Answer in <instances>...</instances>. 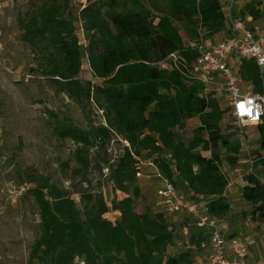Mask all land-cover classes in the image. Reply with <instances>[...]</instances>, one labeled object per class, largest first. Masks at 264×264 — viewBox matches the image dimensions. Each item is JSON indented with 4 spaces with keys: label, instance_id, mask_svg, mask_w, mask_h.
<instances>
[{
    "label": "trees",
    "instance_id": "1",
    "mask_svg": "<svg viewBox=\"0 0 264 264\" xmlns=\"http://www.w3.org/2000/svg\"><path fill=\"white\" fill-rule=\"evenodd\" d=\"M70 2L45 0L20 15L22 39L42 56V71L60 92L74 100H92L103 114V124L88 130L69 124L56 127L59 136L78 145L79 166L73 173L82 183H88L90 148L106 150L115 139L128 143L107 165L114 188L125 197L108 202L101 191L83 188L77 192L80 209L71 192L35 176L30 192L39 210L40 234L30 264H195L194 247L209 248L210 229L181 212L196 230L191 232L192 246L178 255L170 253L175 243L170 210L160 198L156 208L137 209L142 197L138 173L147 159L162 182L173 183L209 216L222 218L230 211L225 196L229 178L222 165L235 167L240 161L238 130L222 127L228 108L221 106L215 90L205 92L201 82L183 73L201 47L213 46L204 40L227 30L223 0H84L78 14ZM257 4L245 5L241 16L263 18ZM173 53L179 55L176 64L169 59ZM84 58L94 79L80 77ZM238 73L243 86L264 94V74L255 60L241 58ZM191 119L198 125L186 140L178 130ZM257 131L256 165L264 167V116ZM243 179L250 217L264 221V181L255 173ZM110 211H118L119 218L105 217Z\"/></svg>",
    "mask_w": 264,
    "mask_h": 264
},
{
    "label": "rangeland",
    "instance_id": "2",
    "mask_svg": "<svg viewBox=\"0 0 264 264\" xmlns=\"http://www.w3.org/2000/svg\"><path fill=\"white\" fill-rule=\"evenodd\" d=\"M43 1L0 0V264H30V252L40 234L39 210L30 192L35 187L32 181L35 176L49 178L52 184L71 192L80 209L82 205L77 192L83 188L101 191L108 202L125 197L114 188L107 168L122 154L125 142L115 139L106 150L97 147L88 150L86 155L90 168L87 184L73 173V169L79 166L75 154L78 145L70 138L59 136L56 127L69 124L88 130L103 124L104 117L92 100H74L60 92L51 77L42 71V56L34 53L23 41L19 16L32 11ZM70 4L74 14H78L84 0H71ZM76 25L84 45L81 23ZM220 40L222 36H216L203 43L215 46ZM80 77L82 81L94 79L87 58L83 60ZM243 90L249 89L243 86ZM215 92L221 106L228 108L222 127L237 129L242 143L238 165H222V171L236 187V192H228L226 197L231 205L225 215L228 217L226 232L246 243L239 231L250 230L257 243L254 248L260 249L264 246V221L251 219V206L242 195L245 174L255 173L264 181V167L256 165L259 147L257 124H239L229 106V93L221 86H217ZM197 125L198 120L191 119L182 131H178L188 140ZM222 154L225 156L224 150ZM141 170L139 185L142 197L136 201L139 211L148 205L156 208L157 191L163 183L159 171L149 165L147 159L142 162ZM169 212L175 235V243L169 247V252L178 255L192 246L190 236L196 230L189 216ZM119 215L110 211L105 217L114 221ZM246 245L252 252L248 242ZM193 257L195 260L196 257L201 258L200 264H207L204 248L194 247ZM33 264L38 262L34 260ZM77 264L83 263L78 260Z\"/></svg>",
    "mask_w": 264,
    "mask_h": 264
},
{
    "label": "built area",
    "instance_id": "3",
    "mask_svg": "<svg viewBox=\"0 0 264 264\" xmlns=\"http://www.w3.org/2000/svg\"><path fill=\"white\" fill-rule=\"evenodd\" d=\"M251 2H258L264 14V0H224L222 10L224 12L229 37L209 48H200V54L195 58L190 67L183 70L186 78L197 80L204 85L205 92L215 90L217 86L229 93V106L232 114L239 124L254 123L248 116L241 118L236 107L237 101L244 97L255 98V103L261 106L259 121L264 116V94L244 91L238 67L230 60L241 58L255 60L264 74V16L254 20L252 16H241L243 7ZM239 11V12H238ZM178 53L170 55L169 59L178 61ZM185 66V65H184ZM178 67V66H177ZM254 114V113H253ZM257 124V123H255ZM128 145V143H126ZM142 172L138 173V177ZM158 189L157 195L163 201L168 210L174 213L186 212L198 220L200 227H207L211 231L208 244L210 252L207 254V264H257L248 263L249 248L238 236L226 237L221 232L217 218L206 213V209L197 201L188 198L178 191L176 186L166 179ZM205 246V244H202ZM84 264V263H83Z\"/></svg>",
    "mask_w": 264,
    "mask_h": 264
},
{
    "label": "crops",
    "instance_id": "4",
    "mask_svg": "<svg viewBox=\"0 0 264 264\" xmlns=\"http://www.w3.org/2000/svg\"><path fill=\"white\" fill-rule=\"evenodd\" d=\"M216 36H222V40L227 39L229 37L227 30L216 34L214 37H216ZM222 40H220V41H222ZM230 61H231V63H235V66L238 67L239 60L236 59L235 62H234V60H230ZM245 184H246V182L243 181L242 187ZM228 192H229V194H232L233 192H236V187L230 182H229V185H228V187H227V189L225 191V196L226 197H228L227 196ZM116 212H118V211H116ZM222 220H223V222H222ZM227 220H228V217L227 216H223L222 218L217 219V222H218V225L220 227L221 232L224 235L231 237L232 235H228L227 232H226V227L228 226L227 225V222H228ZM239 233L242 235L243 239H245L249 243V245L251 246V249H252V252H250V248H249V255H248L246 261L248 263L264 264V246H263V248H260V249H258V247L254 248V246H256V244H257L255 242V237L252 236L254 233H252L250 230H248V231L240 230ZM205 251L208 254L210 252V248L206 249ZM196 258H197V260H195V264H200L201 263L200 262L201 258H198V257H196ZM202 264H205V263H202Z\"/></svg>",
    "mask_w": 264,
    "mask_h": 264
},
{
    "label": "clouds",
    "instance_id": "5",
    "mask_svg": "<svg viewBox=\"0 0 264 264\" xmlns=\"http://www.w3.org/2000/svg\"><path fill=\"white\" fill-rule=\"evenodd\" d=\"M261 62H264V57H261ZM260 99H264V97H260ZM238 115L243 118L244 116H248L250 120L254 123H259V118L261 115V106L258 103H255V98L252 97H244L239 99L236 104ZM254 113V114H253Z\"/></svg>",
    "mask_w": 264,
    "mask_h": 264
}]
</instances>
